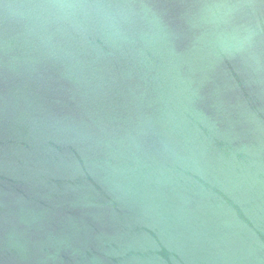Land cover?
Masks as SVG:
<instances>
[{
	"label": "water",
	"instance_id": "water-1",
	"mask_svg": "<svg viewBox=\"0 0 264 264\" xmlns=\"http://www.w3.org/2000/svg\"><path fill=\"white\" fill-rule=\"evenodd\" d=\"M0 264H264V0H0Z\"/></svg>",
	"mask_w": 264,
	"mask_h": 264
}]
</instances>
